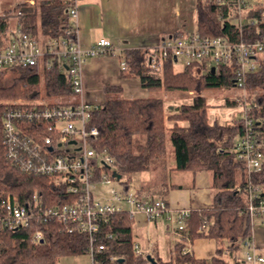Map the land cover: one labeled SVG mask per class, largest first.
<instances>
[{
    "label": "trees",
    "instance_id": "obj_1",
    "mask_svg": "<svg viewBox=\"0 0 264 264\" xmlns=\"http://www.w3.org/2000/svg\"><path fill=\"white\" fill-rule=\"evenodd\" d=\"M22 14L17 16L7 10L0 11V44H3L9 32V19L16 18L20 32L30 34L38 40L46 41L58 38L68 27L66 0H39L34 6L20 5ZM196 27L202 37H225L236 41L237 31L232 23L220 22V16H227L226 8H215L196 0ZM264 4H255L248 12V21L244 22L242 39L246 42L264 37V22L261 15ZM258 20L252 25L251 20ZM174 38V37H173ZM150 51L127 50L121 56L126 65L121 70L124 77H136L140 85L150 94L143 99H125L119 86L104 89L106 99L96 106L90 114V124L98 129V137L93 145L100 153L112 160V168L122 176L152 171L157 164L165 166L170 157L175 164L170 171L196 174L205 171L211 178V203L205 208L191 210L185 220L181 239L172 248L170 260L163 262L148 254L155 264H232L226 259L239 249L243 239L249 236V227L242 214L245 207V192L248 184L244 165L233 152V138L241 134L242 126L238 119L230 125L209 124L207 121V99L204 93L213 89H233L231 74L225 69L219 79L200 75L196 65L174 70V61L167 59L159 70L148 64ZM259 69L247 77L248 90L264 91V56L257 58ZM12 71L10 83L3 85V77ZM189 94L192 99L180 104L177 109L168 110L165 99L159 94ZM44 96L49 105L52 99H64L71 95L64 77L56 71L36 73L34 68H16L0 70V99L29 100ZM154 95V96H151ZM50 100V101H49ZM257 107L253 112L255 130L261 151L264 155V95L256 99ZM228 106L233 104L226 100ZM5 107L0 105V199L6 195L17 197L22 205L30 201L33 194L41 198L42 208H52L73 201L62 189L52 185L46 176L28 175L20 172L5 157L2 119ZM171 124L168 126L166 122ZM25 134L32 138L44 137L41 129L33 124H22ZM172 154H168L167 145ZM108 173L105 168L96 171ZM125 190L127 184L119 181ZM253 182L264 187V166ZM178 186H172L175 188ZM31 219L28 227L17 230L0 231V264H57L60 258L88 256L87 235L74 231L69 234L67 224L44 217L41 211L31 207ZM134 218L126 213L113 214L106 223H101L96 235V247L105 248L93 256L98 264H149L146 256L134 253L135 241L132 228ZM207 230H200L202 224ZM40 232L42 240L36 244L33 236ZM110 236V237H109ZM186 238L210 239L215 243L211 259H197L191 254H183ZM110 256L118 260L111 262Z\"/></svg>",
    "mask_w": 264,
    "mask_h": 264
},
{
    "label": "built area",
    "instance_id": "obj_2",
    "mask_svg": "<svg viewBox=\"0 0 264 264\" xmlns=\"http://www.w3.org/2000/svg\"><path fill=\"white\" fill-rule=\"evenodd\" d=\"M67 28L58 38L41 41L30 34L9 30L7 38L0 44V70L16 68H34L36 73L56 71L64 77L71 95L65 100L51 101L15 100L0 102L5 107L2 119L5 157L16 168L28 175L46 176L55 187L62 189L73 201L52 208H42L41 198L33 194L31 200L22 205L17 197L6 195L0 199V231L17 230L28 227L31 209L39 210L44 217L57 219L67 224L69 234L77 231L87 235L88 257L90 264H98L93 256L104 251L103 245L96 247L97 232L101 223H106L113 214L126 213L131 217L142 215L149 223L162 218L168 222V229L181 239L185 220L192 209H172L167 207L161 196L147 198L132 193L122 187H114L112 160L95 149L94 141L98 129L90 124V114L94 110L86 97L82 77V68L88 58L116 55L114 46L106 39H100L93 47L83 48L78 40V6L80 0H66ZM215 8H226L227 16H220V22L233 21L238 39L229 41L225 37H202L198 33L184 37L167 38L150 51L148 64L159 70L162 63L171 59L175 64L181 62L184 67L196 65L200 75L219 79L225 69L231 74L233 89L239 96L229 100L237 107V119L242 126L241 134L233 138V152L246 171L248 184L245 192V207L242 214L249 227V236L243 239L238 250L230 255L232 264H264V257L259 253L253 240L256 222L264 226V187L253 182L260 175L264 166V155L255 130L253 112L257 107L256 98L251 97L246 87L247 77L259 69L257 58L264 56V37L246 42L244 32V12L250 10L248 0H205ZM6 10L11 14H22L19 4L10 3ZM231 19V20H229ZM258 20H251L257 24ZM264 22V13L261 15ZM126 65L120 62V69ZM192 94V93H190ZM189 94V95H190ZM33 124L41 129L45 136L39 138L25 134L22 124ZM105 168L108 173L96 171ZM120 181V180H119ZM118 181V182H119ZM108 186L107 191L97 188ZM126 207V208H125ZM125 208V209H124ZM200 230H207L202 224ZM110 237V236H109ZM42 240L40 232L35 233L33 242ZM183 254H191V242L186 238ZM134 253L145 257L135 244ZM192 255V254H191ZM115 262L117 257L110 256Z\"/></svg>",
    "mask_w": 264,
    "mask_h": 264
},
{
    "label": "crops",
    "instance_id": "obj_3",
    "mask_svg": "<svg viewBox=\"0 0 264 264\" xmlns=\"http://www.w3.org/2000/svg\"><path fill=\"white\" fill-rule=\"evenodd\" d=\"M248 1L251 8L255 4H264L262 0ZM34 2V0H10L6 4H27L32 7ZM195 3L196 0H80L77 15L80 45L88 49L93 47L98 40L106 39L116 50V55L96 56L86 60L82 68V77L88 102L94 107L103 104L106 99L104 89L110 86H119L122 89L121 95L125 99L147 98L149 92L141 87L138 78L122 75L119 70L120 62L123 61L121 55L127 50L149 51L167 38L188 37L197 33ZM3 10H6V7L0 8V11ZM248 12L249 10L243 14L244 22L249 19ZM190 100L182 101L179 105L188 103ZM225 105L231 109L220 119L214 113L209 114L207 103L206 114L209 124L217 123L226 126L237 119L236 111L232 106L227 105L226 99ZM165 107L168 110L167 113L170 114L171 110L177 109L178 105L166 99ZM167 116L165 115V118ZM165 124L169 126L171 123L167 121ZM174 164V160L170 158L165 166L156 165L167 174L169 179L167 184L162 185L161 190L151 188L148 193H143L141 190H136L134 193L147 198L161 196L165 199L167 207L172 209L198 210L209 206L212 196L210 174L205 171L196 174L170 171ZM147 173L149 172H144V174ZM172 186H178V188H171ZM158 225L155 221L156 233L159 232ZM252 232L255 246L262 255L264 226L259 222L258 225L255 224ZM164 233L166 243L162 244L161 250H159L161 245H158L157 240L151 239L153 241H148L146 250L142 252L151 253L163 262L170 260L177 238L170 232L168 225L164 227ZM155 236L158 238V235ZM135 244L140 248L139 243L135 242ZM191 254L196 258L193 251ZM225 256L228 258H226L227 261L232 262L229 254L226 253ZM197 259L209 260L211 258L199 257Z\"/></svg>",
    "mask_w": 264,
    "mask_h": 264
},
{
    "label": "rangeland",
    "instance_id": "obj_4",
    "mask_svg": "<svg viewBox=\"0 0 264 264\" xmlns=\"http://www.w3.org/2000/svg\"><path fill=\"white\" fill-rule=\"evenodd\" d=\"M7 1H10V0H0V8L7 7V4H6ZM34 1H39V0H34ZM262 1L264 2V0ZM16 26H17L16 19L10 18L9 19V30L11 32H14L16 30ZM183 68L184 66L181 62H179L178 64H174L175 71H181ZM14 75L15 74H13L12 71L8 72V74H6L3 77V81H2L3 85L9 84L10 80L13 78ZM238 92L239 91L236 89H232L231 91V90H225L221 88V89H213L209 92L204 93V96L206 97L207 103L209 106L207 107L209 114L212 115V113H214V115H216L217 118H220V119L223 118L226 115L227 111L231 109L225 105V99L231 100L235 98L236 96H239L240 93ZM249 94L251 97L257 98L260 94L264 95V91L260 90L259 92L258 90H253V91L249 90ZM148 96H150V94ZM151 96H154V95H151ZM156 96L160 98L163 97L165 100L166 99L171 100L172 103L175 104L176 106L177 105L179 106L180 102L190 100L193 97V95L191 96L188 94L183 95V94H163V93L156 95ZM37 99L38 101H43V100L48 101L43 95L38 97ZM15 100H19V99H13L9 101H15ZM6 101L8 100L0 99V102H6ZM51 101H54V99H52ZM232 108L234 111H237L236 109H238L237 107H232ZM167 115L169 116L170 114L166 113V116ZM167 149H168V154H172V149L169 144L167 145ZM121 181L127 184L126 185L127 188L132 193L136 190H141L143 191V193H148V191L151 188H159L161 190L162 185L167 184L169 179L166 173H164L160 168L155 166V168L152 171H149V173L147 174L133 173L131 175H127L124 177L122 176ZM114 182H115L114 187L117 190H120L122 187H124L120 182L118 181H114ZM97 188H99L101 191H107L108 186L99 185ZM156 222L159 224L158 225L159 232L157 233L154 230L155 228L154 222L153 223L151 222V224H148L143 216H140V215L135 216V219L133 222L134 225L132 228V234H133L132 237L135 242L140 244L141 250H146V247L148 246V241L152 242L153 240L154 241L157 240L158 245H161L159 250L162 249V244L164 245V243H166L165 236H163V234H165L164 227L167 226L168 222H166L163 218ZM256 224L258 225L259 222ZM155 235H158V238ZM192 244L189 246V248L192 249L191 251H193L196 258L205 257L209 259L213 256L214 251H215V243L213 240L203 239V238L196 239L195 241H193ZM262 256L264 257V248L262 250ZM57 264H90V261H89L88 256L64 257V258H60Z\"/></svg>",
    "mask_w": 264,
    "mask_h": 264
},
{
    "label": "water",
    "instance_id": "obj_5",
    "mask_svg": "<svg viewBox=\"0 0 264 264\" xmlns=\"http://www.w3.org/2000/svg\"><path fill=\"white\" fill-rule=\"evenodd\" d=\"M112 177L116 179V181L121 180V175L117 174L116 172H112ZM146 260L149 264H155V261L152 259V257L150 255H146Z\"/></svg>",
    "mask_w": 264,
    "mask_h": 264
}]
</instances>
